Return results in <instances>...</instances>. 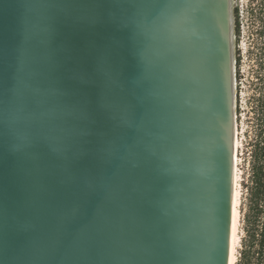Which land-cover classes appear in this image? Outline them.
Masks as SVG:
<instances>
[{
    "label": "water",
    "instance_id": "obj_1",
    "mask_svg": "<svg viewBox=\"0 0 264 264\" xmlns=\"http://www.w3.org/2000/svg\"><path fill=\"white\" fill-rule=\"evenodd\" d=\"M232 0H0V264H231Z\"/></svg>",
    "mask_w": 264,
    "mask_h": 264
},
{
    "label": "rangeland",
    "instance_id": "obj_2",
    "mask_svg": "<svg viewBox=\"0 0 264 264\" xmlns=\"http://www.w3.org/2000/svg\"><path fill=\"white\" fill-rule=\"evenodd\" d=\"M232 12L239 142L234 264H264V213L256 209L264 196L260 202L253 182L257 172L258 188L264 186V0H232Z\"/></svg>",
    "mask_w": 264,
    "mask_h": 264
},
{
    "label": "bare ground",
    "instance_id": "obj_3",
    "mask_svg": "<svg viewBox=\"0 0 264 264\" xmlns=\"http://www.w3.org/2000/svg\"><path fill=\"white\" fill-rule=\"evenodd\" d=\"M239 148V142L237 137V128H236V167H235V207H234V223H233V239H232V255H231V264L235 262V247L237 243V227H238V205H239V194H238V170H237V152Z\"/></svg>",
    "mask_w": 264,
    "mask_h": 264
},
{
    "label": "trees",
    "instance_id": "obj_4",
    "mask_svg": "<svg viewBox=\"0 0 264 264\" xmlns=\"http://www.w3.org/2000/svg\"><path fill=\"white\" fill-rule=\"evenodd\" d=\"M264 160V159H263ZM256 167H257V165L256 166H254L253 167V169L254 170H256ZM256 177H257V172H255V174H254V184H255V192H257V190H259V192L257 193V195H261V200H260V202L262 201V199H263V196H264V186H261L262 188H258V187H260V186H258V183L256 182ZM258 188V189H257ZM259 203V202H258ZM256 209H259L260 210V213H264V206L262 207V206H259V204L257 205V208ZM262 228H264V223L262 224Z\"/></svg>",
    "mask_w": 264,
    "mask_h": 264
}]
</instances>
